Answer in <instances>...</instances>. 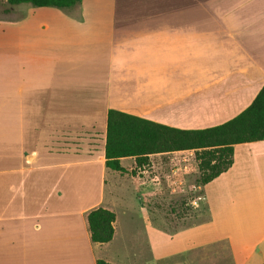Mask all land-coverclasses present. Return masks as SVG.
Instances as JSON below:
<instances>
[{
  "label": "crops",
  "instance_id": "0c3cea01",
  "mask_svg": "<svg viewBox=\"0 0 264 264\" xmlns=\"http://www.w3.org/2000/svg\"><path fill=\"white\" fill-rule=\"evenodd\" d=\"M263 86L264 0L0 10V264H264V140L234 146L232 166L198 186L200 220L186 226L156 202L181 196L199 151L143 167L122 158L124 173L105 156L110 110L204 130ZM97 208L116 216L105 244L91 239Z\"/></svg>",
  "mask_w": 264,
  "mask_h": 264
},
{
  "label": "trees",
  "instance_id": "16d2710c",
  "mask_svg": "<svg viewBox=\"0 0 264 264\" xmlns=\"http://www.w3.org/2000/svg\"><path fill=\"white\" fill-rule=\"evenodd\" d=\"M10 6L30 4L34 7L69 9L81 0H3ZM264 140V86L252 104L232 120L204 130H181L110 110L107 116L106 165L126 172L122 158L134 157L138 167L149 164V155L196 150L201 185L226 172L233 164L234 146ZM115 213L97 208L88 215L91 239L110 242L115 233ZM97 264H110L98 260Z\"/></svg>",
  "mask_w": 264,
  "mask_h": 264
},
{
  "label": "rangeland",
  "instance_id": "374dc122",
  "mask_svg": "<svg viewBox=\"0 0 264 264\" xmlns=\"http://www.w3.org/2000/svg\"><path fill=\"white\" fill-rule=\"evenodd\" d=\"M7 7H9V5L5 1L0 0L1 13L5 12V8ZM191 170L187 173L186 175L187 177H185V182L179 189L181 196L174 198V200L171 202L168 201L156 202V206L161 208L162 211H165L166 216H168L170 219L174 221L175 224L174 226L191 225L198 222V220H200V218H196L197 212L194 210L193 206L189 205V202L191 201V199L195 198L199 193L198 186H201L200 180L202 174L198 168L192 171ZM151 171L154 174L156 173L154 169H152ZM171 172H172L171 169L168 168L169 175H171ZM136 174L137 172L135 171V173L132 175H136ZM161 179H162V183L165 185V192H168L167 194L171 193L170 189L167 187L168 185L167 177L161 175ZM221 250L223 251V247H221ZM181 262H185V260H181V261L174 260L172 264H180Z\"/></svg>",
  "mask_w": 264,
  "mask_h": 264
}]
</instances>
